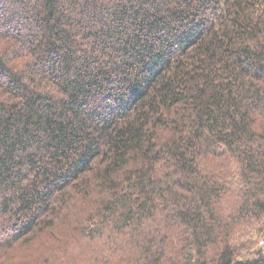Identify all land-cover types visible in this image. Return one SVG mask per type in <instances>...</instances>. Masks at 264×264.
Wrapping results in <instances>:
<instances>
[{
	"label": "trees",
	"instance_id": "16d2710c",
	"mask_svg": "<svg viewBox=\"0 0 264 264\" xmlns=\"http://www.w3.org/2000/svg\"><path fill=\"white\" fill-rule=\"evenodd\" d=\"M260 241L264 0H0V264H264Z\"/></svg>",
	"mask_w": 264,
	"mask_h": 264
},
{
	"label": "rangeland",
	"instance_id": "374dc122",
	"mask_svg": "<svg viewBox=\"0 0 264 264\" xmlns=\"http://www.w3.org/2000/svg\"><path fill=\"white\" fill-rule=\"evenodd\" d=\"M259 244H263V243H261V241H260V243ZM80 258H82L83 257V254H82V250H80ZM80 258H78V259H80ZM85 259V258H84ZM84 259H82V260H84ZM77 259H71V260H69V262H70V264H72V263H74L75 261H76ZM52 262V261H51ZM84 262V261H83ZM8 264H21V263H15V262H10V263H8ZM52 264H57V263H52Z\"/></svg>",
	"mask_w": 264,
	"mask_h": 264
},
{
	"label": "built area",
	"instance_id": "2783aa9c",
	"mask_svg": "<svg viewBox=\"0 0 264 264\" xmlns=\"http://www.w3.org/2000/svg\"><path fill=\"white\" fill-rule=\"evenodd\" d=\"M261 243H264L263 241H261Z\"/></svg>",
	"mask_w": 264,
	"mask_h": 264
}]
</instances>
